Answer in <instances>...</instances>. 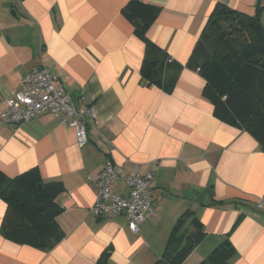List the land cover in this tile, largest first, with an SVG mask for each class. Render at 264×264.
Segmentation results:
<instances>
[{
	"label": "crops",
	"instance_id": "0c3cea01",
	"mask_svg": "<svg viewBox=\"0 0 264 264\" xmlns=\"http://www.w3.org/2000/svg\"><path fill=\"white\" fill-rule=\"evenodd\" d=\"M128 1L0 0V106L43 65L59 74L55 85L75 106L93 105L98 120L88 118L84 145L48 112L19 126L0 121V170L13 177L37 167L44 181L62 182L57 221L65 233L45 251L0 231V264H98L105 252L106 264H155L170 240L199 230L193 216L204 234L181 264H198L227 237L233 264H264V210L254 203L264 193V151L253 134L213 114L206 79L188 64L218 2L255 14L264 0H142L161 7L148 37L182 65L169 92L142 77L146 44L122 13ZM109 162L125 173L156 166L155 212L139 232L125 214L92 211L97 175ZM112 191L128 192L123 178ZM6 210L0 197V229Z\"/></svg>",
	"mask_w": 264,
	"mask_h": 264
},
{
	"label": "trees",
	"instance_id": "16d2710c",
	"mask_svg": "<svg viewBox=\"0 0 264 264\" xmlns=\"http://www.w3.org/2000/svg\"><path fill=\"white\" fill-rule=\"evenodd\" d=\"M248 14L218 2L196 44L188 64L206 79L204 96L213 105V114L253 134L264 151V25L261 13ZM161 7L142 0H129L122 13L146 44L141 66L142 77L149 83L171 91L182 65L175 63L148 37V30L160 14ZM226 24L223 26V24ZM173 70L167 79L163 74ZM41 184V186H39ZM64 186L60 181H44L33 167L10 177L0 170V197L7 203L1 233L20 244L42 250L52 249L65 235L57 216L61 206L56 201ZM188 212H185V214ZM184 214V215H185ZM186 214V215H187ZM183 215V216H184ZM178 219L172 235L184 221ZM194 234L169 241L163 257L155 264H181L203 238L202 223ZM235 248L227 237L198 264H233ZM105 252L98 264L107 263Z\"/></svg>",
	"mask_w": 264,
	"mask_h": 264
},
{
	"label": "built area",
	"instance_id": "2783aa9c",
	"mask_svg": "<svg viewBox=\"0 0 264 264\" xmlns=\"http://www.w3.org/2000/svg\"><path fill=\"white\" fill-rule=\"evenodd\" d=\"M58 77L59 74L43 65L27 72L21 88L0 106V121L19 126L39 113L48 112L66 120L75 129L78 143L84 145L88 141V118H92L94 123L98 122L95 107L75 106L65 89L55 85ZM155 167L153 165L145 174L139 168L125 173L112 162L105 164L96 178L98 193L92 211L100 217L125 214L130 229L139 232V224L155 212L152 196ZM119 178H123L128 187L126 194L112 191ZM254 203L258 209L264 210V193Z\"/></svg>",
	"mask_w": 264,
	"mask_h": 264
},
{
	"label": "rangeland",
	"instance_id": "374dc122",
	"mask_svg": "<svg viewBox=\"0 0 264 264\" xmlns=\"http://www.w3.org/2000/svg\"><path fill=\"white\" fill-rule=\"evenodd\" d=\"M222 24H223V26L226 25V24H224V23H222ZM198 263H199V262H198Z\"/></svg>",
	"mask_w": 264,
	"mask_h": 264
},
{
	"label": "water",
	"instance_id": "95a60500",
	"mask_svg": "<svg viewBox=\"0 0 264 264\" xmlns=\"http://www.w3.org/2000/svg\"><path fill=\"white\" fill-rule=\"evenodd\" d=\"M39 186H41V184Z\"/></svg>",
	"mask_w": 264,
	"mask_h": 264
}]
</instances>
